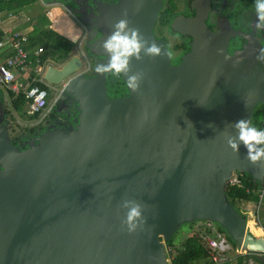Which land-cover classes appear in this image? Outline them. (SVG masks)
I'll return each instance as SVG.
<instances>
[{
    "label": "water",
    "instance_id": "95a60500",
    "mask_svg": "<svg viewBox=\"0 0 264 264\" xmlns=\"http://www.w3.org/2000/svg\"><path fill=\"white\" fill-rule=\"evenodd\" d=\"M211 1L192 0L196 15L171 24L192 38L183 61L133 58L139 88L121 74L129 94L117 97L108 93L111 73L95 70L108 62L103 41L126 17L169 53L153 30L164 0L66 6L85 26L86 53L101 58L89 73L74 51L45 68V80L73 100L75 125L47 127L20 148L0 123V264H169L165 243L200 220L218 223L242 251L264 256V235L252 231L263 228L226 193L235 172L264 182V161L253 164L243 145L236 152L227 143L232 124H252L264 103L263 47L251 33L231 54L230 37L243 33L210 28ZM125 199L142 205L143 223L131 233L121 223Z\"/></svg>",
    "mask_w": 264,
    "mask_h": 264
},
{
    "label": "flooded vegetation",
    "instance_id": "af4514ba",
    "mask_svg": "<svg viewBox=\"0 0 264 264\" xmlns=\"http://www.w3.org/2000/svg\"><path fill=\"white\" fill-rule=\"evenodd\" d=\"M64 3V6L73 5L74 9L76 7L75 2L79 1L83 3V6L92 5L93 0H61ZM105 2L113 3L118 0H102ZM192 0H164L163 8L169 7L172 9V18L169 23H163L161 20L157 19L155 26L153 28L154 34L158 39L164 41L167 46L171 62L173 64L179 65L184 56L189 53L192 49V38L189 35H184L176 30H174L171 26L172 22L175 18L184 16L187 18L194 17L196 14L191 6ZM178 2V4H177ZM162 8V9H163ZM72 15H74L76 21L83 27L85 26L79 20L80 15L78 13H74L73 10L69 11ZM73 12V13H72ZM87 15L90 12V9L87 8ZM94 20V17L91 18ZM206 24L215 30H219L222 27L226 28L231 26L234 30L242 32L243 35L235 34L230 37V41L228 44V50L231 54L235 53L237 50L243 49L246 44L249 43L250 34L253 33L254 36L258 40L261 41L262 47L264 48V29H257V16L254 7V0H212L210 3V10L207 13L205 18ZM85 32V30H84ZM100 33L98 34V36ZM84 42V41H83ZM84 45L78 48L82 56L87 58L90 62L89 73L93 70V67L97 61L100 60V56L86 53V50L83 48ZM97 60V61H96ZM260 66L264 67V60L259 61ZM113 77L111 73L108 75V93L110 97L117 96H126L129 94V90L127 85L124 83L125 89L122 90L120 94H116L113 96L112 90H110L109 86H113V81L110 78ZM52 91L56 89L54 85H48ZM50 100V99H49ZM76 110L73 105V100L71 97L66 96L65 94H61L59 98L50 100V108L46 111L44 115L34 122V132H29L26 130L24 132V127L20 132L24 133V136L15 137L12 133L13 127L15 125L14 114L12 115L9 105L5 102V104L0 103V123H6L10 128V137L12 141L18 145L20 148L27 147V141L39 136L47 127H71L75 125L74 118L76 116ZM15 128V127H14Z\"/></svg>",
    "mask_w": 264,
    "mask_h": 264
},
{
    "label": "built area",
    "instance_id": "2783aa9c",
    "mask_svg": "<svg viewBox=\"0 0 264 264\" xmlns=\"http://www.w3.org/2000/svg\"><path fill=\"white\" fill-rule=\"evenodd\" d=\"M43 0H40V2ZM44 3V2H43ZM9 19L19 21L21 19L32 23V17L26 12L20 13L15 11L0 12V85L7 91L16 95L24 94L26 98V117L37 115L40 118L50 108V92L48 89L49 83L44 78V71L49 60L43 61L42 57L45 53L44 46H37L32 50L27 49L29 43L28 31L15 30L14 27L7 28L4 24L5 20ZM80 42V43H79ZM82 41H78L79 46ZM83 72L89 71L90 62L87 58L84 59ZM57 98L61 95V89L56 91ZM56 98V99H57ZM16 119L20 117L15 113ZM36 118L35 120H37ZM35 120H33L35 122ZM260 130H264V121ZM240 173L235 172L228 180V185L240 184ZM227 185V186H228ZM261 189L258 190L259 201L258 206L262 205L264 199V182H261ZM250 221V220H249ZM252 221L263 228L261 221L252 218ZM209 223V233H197L201 237V241L209 253L210 259L214 264H223L232 260L231 252L233 244L229 241L226 233L222 232L214 222ZM177 245L165 243V251L169 264H172L174 257L178 253ZM239 253L244 252L241 249ZM254 261H249L252 264Z\"/></svg>",
    "mask_w": 264,
    "mask_h": 264
},
{
    "label": "trees",
    "instance_id": "16d2710c",
    "mask_svg": "<svg viewBox=\"0 0 264 264\" xmlns=\"http://www.w3.org/2000/svg\"><path fill=\"white\" fill-rule=\"evenodd\" d=\"M50 1V0H45ZM36 4H40V0H0V12L5 10L7 11H15L22 12L24 9L34 6ZM48 11L39 12L37 15L32 17L33 30L29 34V43L27 44V49L32 50L37 46H44L45 53L43 54L42 60H54V61H63L67 59L70 54L73 52V48L75 46L74 41L67 39L66 37L60 35L57 31L53 29L52 20L48 15ZM172 9L169 7H164L159 14V19L163 23H169L172 18ZM112 77V76H111ZM113 83V96L116 94H120L122 90L125 89L124 83H122V78L120 76H116L113 74V77L110 78ZM50 96L52 94V90L48 87ZM9 97L11 99V110L15 112L22 113L26 116V98L24 94H14L9 91ZM264 103L259 105L256 109L254 120L252 125L261 129L262 123L264 121ZM13 114V113H12ZM32 119L38 118L37 115L29 117ZM261 183L254 180L251 175L247 173H240V184L237 185H228L226 193L228 198L232 203L237 206V203L242 200H255L259 201V193L258 190L261 189ZM264 201V200H263ZM262 201V202H263ZM238 209V208H237ZM252 221V219H251ZM264 227V219L261 222ZM219 228L222 232L226 233V231L219 225ZM252 231L256 234L263 235V230L261 228H252ZM230 241L233 243V246L236 247L237 244L233 241L230 236L227 235ZM170 245L178 246V253L174 257L172 264H195L201 260H207L208 264H214L210 259L209 253L204 247L201 237L197 233L187 234L185 238L178 244L174 242L172 238L167 242ZM239 255H242L241 253ZM239 264H248L249 259L253 260L257 264H264V256L254 254V253H246V256L239 257ZM244 259L246 260L244 262ZM230 261L225 262L223 264H229Z\"/></svg>",
    "mask_w": 264,
    "mask_h": 264
},
{
    "label": "clouds",
    "instance_id": "9594fccd",
    "mask_svg": "<svg viewBox=\"0 0 264 264\" xmlns=\"http://www.w3.org/2000/svg\"><path fill=\"white\" fill-rule=\"evenodd\" d=\"M254 7L257 16L256 28L264 29V0H254ZM81 41L82 44L83 39ZM102 47L109 58L106 64L96 66V72L101 74L110 72L116 76L123 74L127 77L128 87L133 91L139 88L142 79L141 73L132 72L133 58L139 61L143 56L162 57L170 55V53L163 51L155 41H149L140 32V29L130 26V21L126 17L119 19L113 25V31L103 41ZM257 59L264 60V48L259 50ZM232 127L235 129V135L228 137L229 147L233 151L239 152L241 145H243L250 162L255 164L264 161V130L253 126L251 121L246 118L237 120L232 124ZM121 206L127 210L124 219L121 221L122 226L126 227L130 233L136 231L144 220L142 205L136 200L125 199Z\"/></svg>",
    "mask_w": 264,
    "mask_h": 264
},
{
    "label": "crops",
    "instance_id": "0c3cea01",
    "mask_svg": "<svg viewBox=\"0 0 264 264\" xmlns=\"http://www.w3.org/2000/svg\"><path fill=\"white\" fill-rule=\"evenodd\" d=\"M45 3V2H44ZM48 5H50L49 9H48V15L50 17V19L52 20V27L55 31H57L60 35L66 37L67 39L74 41V43H77L78 41H81L84 37V29L81 25H79V23L76 21L74 15H72L68 9L60 4V3H47ZM40 6H44L41 3L40 4H36L34 6L28 7L26 9H24L23 11L26 12L29 16L33 17L35 15H37L39 12H41L40 10H37L38 7ZM64 6V8H63ZM7 10L3 11V13H6ZM43 11H45V6L43 8ZM57 15H59L58 18ZM59 19H63V21L67 22L66 26H62L61 24L56 25L55 23L59 20ZM4 24L7 26V28H12L14 27L15 30H21V31H28L31 32L33 30V26L30 24V22H27L24 19H21L19 21H12L9 19H6ZM74 49H77V45L74 46ZM51 62V59H49L48 63ZM9 95V92H7L1 85H0V103L1 104H5V102H7V97ZM258 201L255 200H242L240 202L237 203L238 206L242 207L241 209L243 211H245V215L248 216V218L252 219L254 217V212H255V208L257 205ZM233 250H235L236 252H238L237 250L239 249L238 246L234 247L233 246ZM240 253L238 252L237 255H235V260L233 262V264H239L240 256H246V252H241L242 255H239ZM251 259H249L250 261ZM246 260L244 259V262ZM253 261V260H252ZM248 263V262H247ZM256 263V262H254ZM230 264V263H229ZM257 264V263H256Z\"/></svg>",
    "mask_w": 264,
    "mask_h": 264
},
{
    "label": "rangeland",
    "instance_id": "374dc122",
    "mask_svg": "<svg viewBox=\"0 0 264 264\" xmlns=\"http://www.w3.org/2000/svg\"><path fill=\"white\" fill-rule=\"evenodd\" d=\"M177 1H179V0H177ZM44 2L45 3H43L41 1L40 3L45 6V11L46 12L50 8L49 7L50 5H48L47 3H50V4L60 3V4L64 5V3L61 0H50L48 2L44 0ZM177 4H178V2H177ZM44 6L38 7L37 10H40V11L43 10ZM63 8H64V6H63ZM58 17H59V15H57L56 18H58ZM55 24L56 25L61 24L62 26H66L67 25V22L63 21V19H59ZM75 45H77V43H75ZM81 45H83V43ZM81 45L80 46L78 45V48L81 47ZM73 51L76 54L82 56V54L80 53V51L78 49H74ZM82 58H83V56H82ZM54 62L62 63V61H54V60H51L50 63H54ZM60 88H61V86L56 87V89L52 92V94L50 96V100H54V99L57 98L56 91L58 89H60ZM109 88H110V90H112L113 89V86L110 85ZM112 93L114 94L113 90H112ZM6 103H7V105H9L10 110H11V99H10L9 95L7 97V102ZM262 104L263 103H261L260 105H262ZM262 110H264V107L262 108ZM11 113L14 114V110H11ZM15 113L20 117V120L19 119L17 120L16 117L13 116L14 119H15V125H14L15 128L13 127L12 133L15 135V137H19V136H24L25 135L24 133L20 132L22 130V129H20L21 127H24V130H25L24 132H26V130L29 131V132H34L35 131L34 126H33L34 125V121L33 120H35V119L26 117L22 113H18V112H15ZM35 122H36V120H35ZM236 207L238 208V210H240L241 212L245 213V211H243L241 209L242 207H240L238 205ZM254 216H255L256 219L259 218V220L262 222V219H264V201H263V203H262L261 206H258V204L256 205L255 212H254ZM249 222H251V219H250ZM251 223H249L250 226H251ZM215 224H216L217 227H219V224L218 223H215ZM209 232H210V226H209V223H207L205 220L194 221L193 223H184L183 225H181L180 228L175 233L173 239H174V242H176V244H178V243H180L185 238V236L187 234H192V233H199V234H201V233H209ZM229 241H230V239H229ZM237 254H238V252H236L235 250H233L231 252L232 260L230 261V264H233V262L235 260V257H236L235 255H237ZM208 263L209 262L207 260H204L203 259L201 261L196 262L195 264H208ZM252 264H256V263H252Z\"/></svg>",
    "mask_w": 264,
    "mask_h": 264
}]
</instances>
